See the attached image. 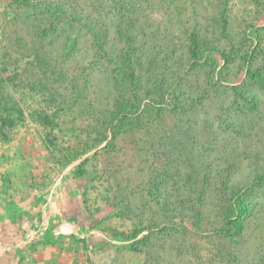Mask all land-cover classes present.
<instances>
[{
  "label": "rangeland",
  "instance_id": "1",
  "mask_svg": "<svg viewBox=\"0 0 264 264\" xmlns=\"http://www.w3.org/2000/svg\"><path fill=\"white\" fill-rule=\"evenodd\" d=\"M15 1L0 0V264H264V189L239 236L216 232L226 186L264 172V87L241 58L264 0ZM193 32L230 62L192 67ZM124 53L140 90L122 87ZM125 99L140 111L114 120Z\"/></svg>",
  "mask_w": 264,
  "mask_h": 264
},
{
  "label": "trees",
  "instance_id": "2",
  "mask_svg": "<svg viewBox=\"0 0 264 264\" xmlns=\"http://www.w3.org/2000/svg\"><path fill=\"white\" fill-rule=\"evenodd\" d=\"M33 0H16L14 3L17 4H23V3H31ZM224 20L223 30L225 31V24L227 23L226 19ZM262 36H264V27L258 28L256 31V36L254 38V41H256V46L248 51L247 53L243 54L242 59V66L245 73V79L249 80L255 85H258L260 87H264V67L263 68H256L253 69L252 65L253 63L259 58L262 57L264 61V43L262 44ZM227 38L231 39L230 36H227ZM188 54H189V62L192 65V67L197 66L203 62L204 59V53H212L218 55L224 63H229L231 54L225 52L224 50H221L215 46H209L204 41L200 40V36L193 32L189 35L188 38ZM74 48V46H72ZM137 60H133L130 57H128L127 53H124L122 57V64L123 66L120 67V73H122L123 78V85L122 87L127 88L131 91H137L140 90L141 82L139 81L140 78V68L137 66L139 63H137ZM222 72V71H221ZM220 73V72H219ZM174 97V107L179 106V97L180 95L173 92ZM239 95L244 97L245 101L248 103V105L251 104L252 100L244 96L243 92H239ZM152 101L154 98H152ZM140 105L133 106L132 104H128L127 100H124V104L121 106H118L116 109V116L113 118L114 120H120V122H127V120H130V117L128 116L129 109L133 108L136 113L140 111ZM254 108V106H253ZM164 108H157L156 111L160 112ZM183 112H186L185 109H183ZM113 120V121H114ZM112 121V125H113ZM91 148L84 149L80 155H85L88 153ZM93 149V148H92ZM79 155V156H80ZM78 156H73L69 161L76 160ZM89 161L88 158H85L82 160V162L79 164V169L83 167L87 162ZM82 172H79L81 175ZM203 184L200 188V195L204 196L206 194L207 190V183L206 182V175L203 178ZM226 192L224 195L219 199L217 207V216L221 219V227L216 230L219 234H221L224 237H229L234 239L235 237L239 236L244 227L246 220L251 216L252 213V207L249 203L250 195L255 190H263L264 189V172H258L255 173V175L251 178L250 183H239L236 182V184H232L230 186H226ZM201 199V198H200ZM199 199V200H200ZM203 199V198H202ZM200 200L199 203H201L203 200ZM202 211L198 210L194 213V220H193V228L195 230L200 229L201 225V219H202ZM139 233H133L128 237V240H134L138 237ZM133 247V246H132Z\"/></svg>",
  "mask_w": 264,
  "mask_h": 264
}]
</instances>
